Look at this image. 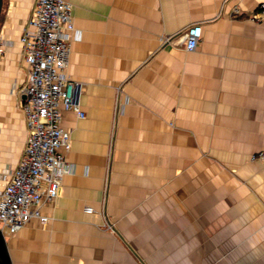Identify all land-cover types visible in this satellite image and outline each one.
Masks as SVG:
<instances>
[{
    "label": "crops",
    "instance_id": "crops-1",
    "mask_svg": "<svg viewBox=\"0 0 264 264\" xmlns=\"http://www.w3.org/2000/svg\"><path fill=\"white\" fill-rule=\"evenodd\" d=\"M71 1L84 117L62 110L69 173L48 224L5 236L11 264H264V0ZM36 2L7 0L0 23V188L29 137L21 37Z\"/></svg>",
    "mask_w": 264,
    "mask_h": 264
},
{
    "label": "built area",
    "instance_id": "built-area-1",
    "mask_svg": "<svg viewBox=\"0 0 264 264\" xmlns=\"http://www.w3.org/2000/svg\"><path fill=\"white\" fill-rule=\"evenodd\" d=\"M73 10L71 0H37L21 37L29 71L22 102L29 137L18 167L0 188V230L4 236L15 235L34 218L48 224L50 218L42 214V208L56 200L69 173L63 151L71 148V133L62 126V110L80 112L73 101L74 83L67 74L75 32ZM233 13L239 15L240 9L234 8ZM252 19L264 20V3ZM202 38V25L190 26L182 35L185 49L195 51ZM170 40L166 37L163 43ZM5 54V42L0 37V60ZM79 115L84 117V113ZM253 159L264 163V150ZM86 212L93 213L94 209L87 207Z\"/></svg>",
    "mask_w": 264,
    "mask_h": 264
},
{
    "label": "trees",
    "instance_id": "trees-1",
    "mask_svg": "<svg viewBox=\"0 0 264 264\" xmlns=\"http://www.w3.org/2000/svg\"><path fill=\"white\" fill-rule=\"evenodd\" d=\"M3 18H4V14L2 13L0 23H2ZM0 264H11L10 257L5 244V236L3 235L1 230H0Z\"/></svg>",
    "mask_w": 264,
    "mask_h": 264
},
{
    "label": "water",
    "instance_id": "water-1",
    "mask_svg": "<svg viewBox=\"0 0 264 264\" xmlns=\"http://www.w3.org/2000/svg\"><path fill=\"white\" fill-rule=\"evenodd\" d=\"M3 7H4V0H0V21H1V16L3 12ZM22 99H25V96L22 97Z\"/></svg>",
    "mask_w": 264,
    "mask_h": 264
},
{
    "label": "rangeland",
    "instance_id": "rangeland-1",
    "mask_svg": "<svg viewBox=\"0 0 264 264\" xmlns=\"http://www.w3.org/2000/svg\"><path fill=\"white\" fill-rule=\"evenodd\" d=\"M6 2H7V0H4V7H3V10L6 8ZM2 13H4V12H2ZM4 19V18H3Z\"/></svg>",
    "mask_w": 264,
    "mask_h": 264
}]
</instances>
